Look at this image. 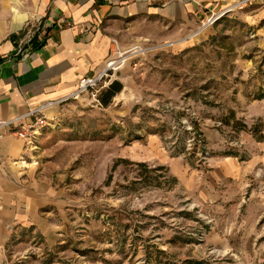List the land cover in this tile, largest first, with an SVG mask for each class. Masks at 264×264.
<instances>
[{"label": "rangeland", "instance_id": "1", "mask_svg": "<svg viewBox=\"0 0 264 264\" xmlns=\"http://www.w3.org/2000/svg\"><path fill=\"white\" fill-rule=\"evenodd\" d=\"M261 4L231 5L214 23L209 14L185 32L173 26L169 37L133 43L96 96L77 92L46 111L37 156L72 201L57 213L52 241L21 232L0 264H264V241L261 254L250 252L240 243L247 225L226 223L230 211L201 203L158 158L204 167L205 150L212 158L232 152L238 131L264 128L246 115L249 104L264 101ZM115 80L123 89L104 106L101 95ZM218 130L223 142L207 140L204 132ZM118 160L129 163L113 169ZM140 160L149 171L165 166L174 180L146 173Z\"/></svg>", "mask_w": 264, "mask_h": 264}, {"label": "crops", "instance_id": "2", "mask_svg": "<svg viewBox=\"0 0 264 264\" xmlns=\"http://www.w3.org/2000/svg\"><path fill=\"white\" fill-rule=\"evenodd\" d=\"M241 1L0 0V121L49 102L53 104L46 111L54 112L78 90L82 78L105 69L113 39L123 49L144 39L166 38L173 26L185 32L204 16ZM256 2L262 3L264 16V0ZM33 32L40 42L36 46L28 42ZM246 115L264 124V101L249 104ZM248 127L236 133L232 152L216 155L204 167L182 156L158 158L201 203L230 211L226 223L239 228L246 224L249 232L240 243L246 241L250 252L261 254L264 128L256 133L255 126ZM204 134L207 140L223 142L219 130ZM37 139L29 144L11 134L0 137V254L21 232H37L52 241L61 226L57 213L72 201L39 161Z\"/></svg>", "mask_w": 264, "mask_h": 264}, {"label": "built area", "instance_id": "3", "mask_svg": "<svg viewBox=\"0 0 264 264\" xmlns=\"http://www.w3.org/2000/svg\"><path fill=\"white\" fill-rule=\"evenodd\" d=\"M254 1H263V0H243L234 5H239V4H244V3L254 2ZM229 8H232V7H228L217 13L216 12L212 13L213 16H215L213 17L214 20L212 23L217 21L224 14H226V10ZM222 13L224 14L221 17H219L220 14ZM34 35H35V32H33L32 34H29L28 42H30L33 39ZM112 46L113 48H112L111 57L108 60L105 69L95 76L82 78L79 84V88L75 93L88 90V91H92L93 95L96 96V94L99 91V86L102 84L105 75H107V73L111 71H118L125 65L126 58L124 55L126 54V51L121 48L119 40L113 39ZM52 104L53 103L49 102V103L41 105L38 108L29 110L26 114H23L21 116H17L9 120L0 121V137H3L7 134H11V135L22 137L29 144H32L36 136L38 135L39 129L46 124L47 122L46 110ZM220 124L222 123L219 122V125ZM204 141L205 140L203 139L202 142L204 143V147H205L206 141L205 142ZM204 153H205V157H204L205 164H208L212 158V155L210 154L211 152L205 150Z\"/></svg>", "mask_w": 264, "mask_h": 264}, {"label": "trees", "instance_id": "4", "mask_svg": "<svg viewBox=\"0 0 264 264\" xmlns=\"http://www.w3.org/2000/svg\"><path fill=\"white\" fill-rule=\"evenodd\" d=\"M42 42V41H41ZM31 43H33V45H38L40 42L38 41V33L34 36V38L31 40ZM123 89V83L120 80H115L113 81L110 86L102 93L101 95V102L104 106H108L111 104V102L113 101L114 97L121 92ZM243 128H246L247 125L243 124ZM257 128V127H256ZM255 128V130H256ZM195 130L199 131V134H202V130L200 129V127H195ZM120 162H126L129 163L128 160H118L117 162H115L113 169H116V167L118 166V164ZM138 166H140L141 168H143L145 170L146 173L149 172H163L164 175H159V176H163L166 177L165 175H167L168 180H174V178H171V176L168 175V170L165 166H156L153 169H151V171H149V164L147 162H137L136 163ZM148 177V176H147ZM109 179H112V176H110Z\"/></svg>", "mask_w": 264, "mask_h": 264}, {"label": "bare ground", "instance_id": "5", "mask_svg": "<svg viewBox=\"0 0 264 264\" xmlns=\"http://www.w3.org/2000/svg\"><path fill=\"white\" fill-rule=\"evenodd\" d=\"M223 14H224V13H222L219 17H221ZM213 20H214V19H212V20L210 21V23H212ZM210 23H209V24H210ZM209 24H206L204 27H207ZM204 27H203V28H204ZM203 28H201V29L199 30V32H200Z\"/></svg>", "mask_w": 264, "mask_h": 264}]
</instances>
